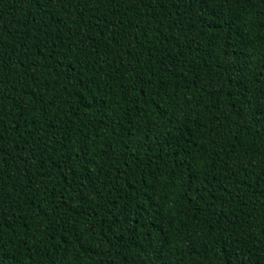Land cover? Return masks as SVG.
Returning <instances> with one entry per match:
<instances>
[{"label": "trees", "instance_id": "16d2710c", "mask_svg": "<svg viewBox=\"0 0 264 264\" xmlns=\"http://www.w3.org/2000/svg\"><path fill=\"white\" fill-rule=\"evenodd\" d=\"M0 264H264V0H0Z\"/></svg>", "mask_w": 264, "mask_h": 264}]
</instances>
